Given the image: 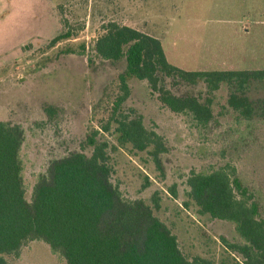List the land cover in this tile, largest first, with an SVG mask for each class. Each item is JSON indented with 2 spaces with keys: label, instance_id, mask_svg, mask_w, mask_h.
I'll list each match as a JSON object with an SVG mask.
<instances>
[{
  "label": "rangeland",
  "instance_id": "obj_1",
  "mask_svg": "<svg viewBox=\"0 0 264 264\" xmlns=\"http://www.w3.org/2000/svg\"><path fill=\"white\" fill-rule=\"evenodd\" d=\"M110 21L158 37L180 67L264 68V0H0V120L26 130L22 157L29 199L51 159L91 152L86 136L107 122L121 94L118 75L125 61L110 62L94 50L95 38ZM66 31L70 37L51 44ZM166 84L179 95H208L202 82L169 77ZM130 88L125 106L165 137L168 151L162 171L145 151L116 149L113 181L130 199L153 205L157 193L156 214L178 236L184 253L219 261L230 254L221 236L236 239L234 226L184 204L187 177L192 170L232 162L264 215V125L255 121L252 130L237 133L234 114L221 107L226 89L216 94L215 117L202 129L191 116L163 107L146 81H130ZM260 94L252 91L254 97ZM7 258L10 264H66L42 240L27 241L19 256Z\"/></svg>",
  "mask_w": 264,
  "mask_h": 264
},
{
  "label": "trees",
  "instance_id": "obj_2",
  "mask_svg": "<svg viewBox=\"0 0 264 264\" xmlns=\"http://www.w3.org/2000/svg\"><path fill=\"white\" fill-rule=\"evenodd\" d=\"M103 29L94 50L110 62L125 61L118 75L121 94L107 122L86 136L91 152L73 151L51 159L38 175L30 199L22 157L26 130L18 122L0 120V264H10L7 255L19 256L30 240L46 242L66 264H264L261 203L232 162L192 170L187 177L184 204L234 226L236 239L221 236L231 255L219 261L184 253L178 236L156 214L157 193L153 205L142 198L130 199L112 178V153L118 148L145 151L162 171V154L168 151L165 137L147 126L135 108L125 106L130 81H146L163 107L191 116L202 129L215 117L216 94L226 89L221 107L234 114V130L241 134L252 130L255 121L264 125V68L188 69L172 63L154 35L116 21ZM70 35V31L59 33L51 44ZM169 77L202 82L208 95L205 99L179 95L167 86ZM253 90L261 94L254 97ZM170 189L177 196L176 185Z\"/></svg>",
  "mask_w": 264,
  "mask_h": 264
}]
</instances>
